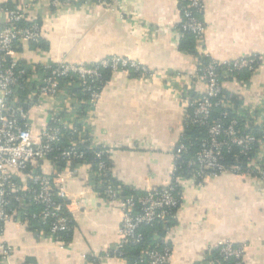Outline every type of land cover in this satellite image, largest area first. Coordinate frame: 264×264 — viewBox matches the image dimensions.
Wrapping results in <instances>:
<instances>
[{
    "label": "crops",
    "instance_id": "obj_1",
    "mask_svg": "<svg viewBox=\"0 0 264 264\" xmlns=\"http://www.w3.org/2000/svg\"><path fill=\"white\" fill-rule=\"evenodd\" d=\"M10 2L29 4L26 19L41 21V42H20L14 50L28 69L45 62L92 64L117 56L158 72L188 77L196 71L197 57L180 46L177 0H124L123 10L132 18L128 22L92 1L71 9L65 5L58 14L48 0H0V9ZM204 5L201 19L206 31L198 54L222 62L264 55V0H204ZM4 21L0 12V26ZM106 78L83 139L115 148L111 173L129 192L143 195L169 186L174 180V152L187 127L185 107L177 96L179 81L161 76L137 79L125 72ZM223 89L230 103L236 105L235 100L263 111L264 62L254 74L225 81ZM60 105L43 98L31 109L34 135L48 126ZM42 168L46 173L53 170L46 162ZM91 178L83 165L79 178L68 183L70 190L86 194L70 205L75 228L67 247L41 238L42 232L34 231L16 212L0 237L11 250L0 264H128L120 258L95 262L89 256L103 254L119 242L123 220L118 204L100 196ZM179 190L182 202L167 236L171 264H210L212 248L227 242L246 247L242 264H264L263 183L225 173L202 183L183 180Z\"/></svg>",
    "mask_w": 264,
    "mask_h": 264
},
{
    "label": "built area",
    "instance_id": "obj_2",
    "mask_svg": "<svg viewBox=\"0 0 264 264\" xmlns=\"http://www.w3.org/2000/svg\"><path fill=\"white\" fill-rule=\"evenodd\" d=\"M48 1L54 14L60 13L65 5L70 7L78 3V0L69 3ZM123 1L94 0V3L116 12L120 20L128 22L132 18L123 10ZM177 1L182 16L178 33L181 36L192 34L198 48L206 31L201 19L205 9L204 0ZM13 4L11 9L4 6L0 9L5 16L0 26V237L4 225L18 212L27 225H30V216L43 225H49V235L40 231L41 238H50L64 248L68 246L62 242V234L74 229L75 220L70 205L76 203L86 191L74 192L67 186L70 181L79 178L81 167L87 165L73 164L76 161L87 162L82 159L85 151L81 150L79 144L84 142L82 134L101 99L105 86L101 82L106 70L135 74L137 79L152 80L161 76L168 82L179 81L177 96L185 107L184 123L186 126L205 127L207 138L202 140L195 157L188 160L186 157L190 147L187 142L181 141L174 152L173 182L142 196H124L120 185L105 179L110 169L104 158L110 160L115 148L88 146L87 150L94 151L98 160L95 176L99 178L100 185L105 186L103 193L98 194L116 202L123 214L120 240L114 246L113 256L109 250L103 254L89 255L95 262L107 258L123 259L124 249L128 245L142 242L143 237L139 233L141 226L160 223L166 234L158 239L162 247L144 249L134 264H171L172 247L167 239L171 228L168 226L172 219H176V211L182 202L177 191L183 180L202 183L208 178L232 173L264 184V105L263 111L261 107L236 106L229 102L223 89L225 81L236 79L245 72L254 74L264 62V55L222 62L200 53L209 57L210 61L204 62L197 57L196 71L188 77L174 72H158L137 61L117 56L92 64L45 62L35 65L28 74L14 50L20 42L37 43L41 38V25L33 23L29 27H19L18 24L26 19V10L30 5ZM76 82L81 95L72 92ZM201 86H204L203 91L200 90ZM26 88H30V92L22 102L16 90ZM43 98H51L61 105L51 113L48 126L34 135L29 115ZM80 107L86 109L80 111ZM217 108L232 111L229 122L224 121L228 114L226 112L220 118L213 117ZM77 120L82 129L77 127ZM253 129L259 133H254ZM65 138H68L67 146L61 148L60 144ZM98 147L101 149L97 150ZM233 149L238 151L234 155L235 163L226 165L224 155ZM53 153L65 161L64 169L59 172L53 169L50 173H46L40 165V172L34 169L37 163L45 162ZM184 160L191 169L187 176L179 173L183 168L178 162ZM33 206H39L40 211L31 214L29 209ZM214 248L219 250V258L210 264L243 263L246 252L243 245L227 242ZM10 253V248L0 243V257L6 261Z\"/></svg>",
    "mask_w": 264,
    "mask_h": 264
},
{
    "label": "trees",
    "instance_id": "obj_3",
    "mask_svg": "<svg viewBox=\"0 0 264 264\" xmlns=\"http://www.w3.org/2000/svg\"><path fill=\"white\" fill-rule=\"evenodd\" d=\"M72 0H62L63 3H69ZM92 1L94 2V0H78L77 5H83L86 2ZM4 7H8V8H12L14 7L13 3H6L4 5ZM202 18V17H201ZM33 23H37L39 25H41V21L40 20H35V21H31V20H27L25 19L24 21L20 22L18 24L19 27H29L31 26ZM41 42V38L39 39V41L37 43H30L32 45H37ZM180 46L182 49L186 50L187 52L191 53L192 55L201 58L204 62H209L210 58L207 56H203L198 54L197 52V40L196 38L192 35V34H185L182 36L181 40H180ZM22 65H24L23 63H21ZM25 67V65H24ZM25 70L28 71V74L32 71V68L28 69L25 67ZM110 73H112L109 70H106L103 72V77H102V82L101 84H105V82H107V75H109ZM245 74H249L247 72L243 73L240 75L243 76ZM26 75V74H25ZM132 77L138 78L137 75L132 74ZM30 92V88H26V89H19L16 90V94L18 97H20L21 101L23 102L24 100H26V96L27 94H29ZM72 92L76 95H81V91L80 88L78 86V83L76 82L74 87L72 88ZM234 102H236V105L238 106L237 101L234 100ZM80 111H84L86 109V107H80L79 108ZM228 113L226 118H224V121L229 122L230 119L232 118V111L228 110V109H222V108H217L214 110L213 113V117L214 118H220L224 115V113ZM79 120H77L76 125L79 129H82V126L79 124L78 122ZM242 125V122L241 124ZM254 133L258 134V130L257 129H253ZM207 138V129L205 127H194V126H187L185 128V135L184 138L182 139V141L187 142L190 149L188 152V155L186 157V160L190 159V158H194L195 155L198 153V151L200 150V146H201V142L202 140ZM67 140L68 138H65L62 140L60 147L61 148H65L67 146ZM88 146H90V143L86 142L84 140V142L79 144V147H81L82 151H85L84 154V158H82L83 160H86L87 162L83 163V161H76L74 162V166L76 165H81V164H87L90 166V173H91V183L93 184L94 187H96L95 189L100 192L103 193V191L105 190V186H101L100 185V180L97 176H95V170H96V164L98 162L96 155L94 153V151H89ZM101 147V146H99ZM97 150H100L101 148H99ZM237 149H233L231 152L226 153L224 155L223 158V162L228 165V164H233L235 163L234 161V155L237 153ZM104 161L107 163L108 168L110 169V171L107 174V177L105 179L113 182V184L115 185H120L121 186V190H122V194L124 196H142L136 193H132L129 192L128 190H126L124 188V186H122L120 183H118L115 178L112 176L111 173V161L109 159L104 158ZM242 163H244V160H241ZM46 163H50L53 167V169H55L57 172L61 171L62 169H64V167L66 166V163L64 160H62L57 153H53L51 154L47 160L45 161ZM44 162H39L37 163V166L34 167L35 170L40 172V166L42 168ZM179 165L182 166L183 170H181V172H179L181 175L183 176H187L190 174L191 169L189 167H187L185 160L183 162H178ZM38 165H40L38 167ZM178 173V175H179ZM180 194V190L177 191ZM146 194V193H145ZM143 194V195H145ZM40 211V207L39 206H33L29 209V212L32 213H37ZM30 214V215H31ZM30 221V226L32 229H34V231H44L45 235H49V225H43L41 224L37 219H33L31 216L29 218ZM175 222V219H172L169 222V228H172L173 224ZM74 228H75V223H73ZM74 230V229H73ZM73 230L71 232L62 234V242L65 243H69V239L71 237V233L73 232ZM139 233L142 235L143 240L140 244H136V245H128L125 249H124V256H123V260H126L128 264H134L136 260H138V258L140 257L142 251L146 248L149 247H159L161 248L162 245L160 243V241H158L159 238L165 237V230H164V226L160 223H155L154 225H150V226H141L139 228ZM114 246L109 249L110 254L113 256L114 252ZM219 258V250L212 248L211 254H210V261L214 260V259H218ZM1 259V257H0Z\"/></svg>",
    "mask_w": 264,
    "mask_h": 264
}]
</instances>
